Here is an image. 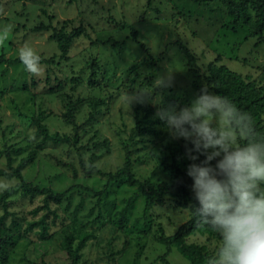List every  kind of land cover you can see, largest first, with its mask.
<instances>
[{"label":"rangeland","instance_id":"obj_1","mask_svg":"<svg viewBox=\"0 0 264 264\" xmlns=\"http://www.w3.org/2000/svg\"><path fill=\"white\" fill-rule=\"evenodd\" d=\"M225 13L221 2L0 0V29L9 30L8 39L0 42V195L10 193L7 209L20 225L18 230H5L4 264H70L61 245L73 229L92 234L79 264H164L161 258L167 248L158 242L159 228L167 236L174 234L191 217L189 208H180L174 197H166L153 207L145 233L142 200L137 199L129 223L119 229L113 221L135 189L115 182L105 188V175L123 165L128 148L138 180L156 188L161 182L172 185L183 178L192 194V180L186 174L192 161L185 155L191 145L171 138L156 117L158 110H179L198 95L177 42L192 51L202 73L210 62H217L245 81L264 86V39L248 38L246 27H233ZM79 26L85 33L74 40L66 58H60L52 38L55 31ZM130 28L149 52L130 38ZM25 44L50 61L40 64L39 74L26 72L22 63H7L18 58ZM89 64L99 66L95 83L90 82ZM158 77L167 79L166 87H155ZM137 92L147 93L144 102L129 106L126 96ZM74 103L77 126L66 123L64 117ZM41 112L50 133L73 136L77 132L78 142H49L38 148L36 126L29 118ZM5 146L14 151L13 166L37 151L32 164L21 172L24 180L57 192L75 185L60 204H51L57 219L50 214L46 219L50 227L46 239L41 240L35 229L25 233L29 222L48 213L44 209L31 214L41 200L22 195L20 181L9 175L1 153ZM3 211L0 204V215ZM5 223L10 227L12 218ZM206 237L195 234L187 240L216 253L221 241ZM165 259L170 264H190L174 248Z\"/></svg>","mask_w":264,"mask_h":264},{"label":"trees","instance_id":"obj_2","mask_svg":"<svg viewBox=\"0 0 264 264\" xmlns=\"http://www.w3.org/2000/svg\"><path fill=\"white\" fill-rule=\"evenodd\" d=\"M193 3L205 4L209 2H221L225 8L226 15L229 16L230 22L233 27L241 25L247 29L248 38H258L263 42L264 39V0H186ZM125 26V25H124ZM125 28V27H123ZM131 29V39L139 44L147 52L144 44L138 41V35L135 30ZM85 33V29L82 26L76 27L70 31L59 30L55 31L53 39L57 42L60 58L64 59L68 55L69 48L75 39L79 38ZM180 51L183 53L185 60L190 67L192 75L191 86L193 90L199 95L202 89H207L209 92L226 97L230 100L239 111L247 113L252 117L253 130L257 137L264 138V86L254 82L245 81L240 74L229 69L223 64H217V62H210L207 65L204 73L201 72L198 67L195 55L189 48L181 42H177ZM7 63L12 66H16L15 63H21L19 58L10 59ZM47 61L40 58V64H47ZM92 69L91 83L98 81L96 76L99 66L96 64H89ZM34 84V80L32 79ZM77 104H72L64 114L66 123L77 126L75 123V111ZM45 113L41 112L37 116L30 117L31 124L36 126V135L39 138L38 148H42L45 144L52 142L54 144H76L79 140L78 133L73 136L66 134L60 135L59 133H50L47 126L44 124L46 119ZM141 133H150V130L139 129ZM237 135V146H243L247 143V137ZM14 151L11 148L5 146V151L1 153L6 157V165L11 170L12 177L17 178L20 181V187L22 195L28 197L31 200L34 198H40L41 205L37 206L31 211V214L37 213L40 210H46L48 214L42 215L37 221H31L28 227L25 228V233L32 232L34 229L38 230L37 234L40 239H46L49 225L46 223V219L49 214L53 215L54 219H57L55 211L50 209L51 204L58 205L64 199L69 191L75 188L73 185L70 189L62 192L54 191L50 187H41L30 181H26L22 177V171L28 167L35 160L37 151L33 150L26 157H22L16 166H13L12 153ZM199 162L203 160L202 156L199 157ZM174 161V160H173ZM176 171L179 169L172 165ZM184 177V173H180ZM108 184L115 182L117 184L123 183L131 188L135 189V193L132 197L124 201L123 208L118 212L117 219L113 221L115 227L119 229H125L129 223V215L131 214L134 204L137 199L142 200V214L146 219V223L143 225V231L146 233L149 230V214L151 213L155 205L163 203L166 197H174V201L180 208H189L191 217L183 224H181L174 234L167 236L162 228H159L158 242L167 248V252L162 256L161 260L164 264H170L165 256L170 252V249L174 248L181 256L187 259L190 264H208V261L215 256L216 253H211L205 244H199L197 242H188V238L192 235L198 234L207 236L208 241H221L218 234L212 232L207 225L203 224L200 219L195 215L192 206L196 204L192 194L187 188L186 181L178 179L172 185H168L166 182H161L156 188L148 187L147 182L138 180L133 172L132 159L130 157V151L125 149V157L123 165L117 169L114 173H106ZM181 193H177V190ZM106 189H104V192ZM100 194V193H99ZM10 196L8 191H4L0 195V204L4 209L3 214L0 215V264H4L5 259L2 257V245L3 235L8 228L19 229V223L15 213L10 212L7 209V198ZM44 216V218H43ZM11 217L12 224L8 227L5 221ZM92 234L82 233L73 229L67 236L64 237L62 242V250L70 260V264H79L81 251L85 248L88 241L92 238ZM6 238L4 241H7ZM222 243V241H221ZM11 244V243H10ZM219 248V247H218ZM217 248V249H218ZM213 252V251H212ZM44 264H48L44 262Z\"/></svg>","mask_w":264,"mask_h":264},{"label":"clouds","instance_id":"obj_3","mask_svg":"<svg viewBox=\"0 0 264 264\" xmlns=\"http://www.w3.org/2000/svg\"><path fill=\"white\" fill-rule=\"evenodd\" d=\"M8 35L0 29V42ZM18 58L26 72L40 73V56L30 45ZM154 85L166 87L167 79L158 77ZM146 94H128L126 103H143ZM156 117L171 138L191 145L185 155L192 161L186 169L192 209L222 241L208 264H264V138L254 133L252 117L206 88L189 105L158 110ZM237 133L247 137L243 146H236Z\"/></svg>","mask_w":264,"mask_h":264}]
</instances>
